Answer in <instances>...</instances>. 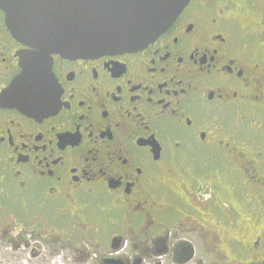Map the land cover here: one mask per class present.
<instances>
[{
  "label": "flooded vegetation",
  "instance_id": "flooded-vegetation-1",
  "mask_svg": "<svg viewBox=\"0 0 264 264\" xmlns=\"http://www.w3.org/2000/svg\"><path fill=\"white\" fill-rule=\"evenodd\" d=\"M31 52L0 9L2 251L264 264V0H190L140 49L39 59L36 112L2 96Z\"/></svg>",
  "mask_w": 264,
  "mask_h": 264
},
{
  "label": "water",
  "instance_id": "water-1",
  "mask_svg": "<svg viewBox=\"0 0 264 264\" xmlns=\"http://www.w3.org/2000/svg\"><path fill=\"white\" fill-rule=\"evenodd\" d=\"M189 1L0 0L13 36L36 50L27 58L23 78L3 92V100L29 112L43 109L46 90L34 91L21 81L37 73V60L53 53L94 57L140 49L165 31Z\"/></svg>",
  "mask_w": 264,
  "mask_h": 264
},
{
  "label": "rangeland",
  "instance_id": "rangeland-1",
  "mask_svg": "<svg viewBox=\"0 0 264 264\" xmlns=\"http://www.w3.org/2000/svg\"><path fill=\"white\" fill-rule=\"evenodd\" d=\"M27 258V257H26ZM0 264H25L19 253L0 249Z\"/></svg>",
  "mask_w": 264,
  "mask_h": 264
}]
</instances>
